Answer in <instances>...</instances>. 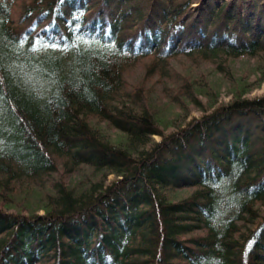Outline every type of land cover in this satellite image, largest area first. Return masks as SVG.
<instances>
[{
    "label": "trees",
    "instance_id": "1",
    "mask_svg": "<svg viewBox=\"0 0 264 264\" xmlns=\"http://www.w3.org/2000/svg\"><path fill=\"white\" fill-rule=\"evenodd\" d=\"M262 82L264 0H0V264H264Z\"/></svg>",
    "mask_w": 264,
    "mask_h": 264
},
{
    "label": "rangeland",
    "instance_id": "2",
    "mask_svg": "<svg viewBox=\"0 0 264 264\" xmlns=\"http://www.w3.org/2000/svg\"><path fill=\"white\" fill-rule=\"evenodd\" d=\"M260 60L259 59H249V60H244V59H240L238 60L236 63L233 64V70L235 72H237V74L242 73V71H245L247 69H249L254 63H258ZM188 61L186 60H174V62L172 63L174 68H179L181 65L186 64ZM195 71L194 73L196 75H200L201 77H203L204 79L213 81L215 80V86H216V90H219V99L218 101L221 103L227 102L229 96L227 95L226 92V84L222 81H220L219 77L216 76V78L213 77L212 73H211V69L209 68L208 65L204 64L200 67H194ZM143 76V70H142V66L141 65H137L136 67H134L133 69L129 70L126 74V81H127V85L129 86H143L142 84H140V80L142 79ZM177 78V77H174ZM147 81V82H146ZM146 82V83H145ZM143 83L145 84L146 88L143 86L144 89L149 90L152 93L153 96V102L151 103V107L154 105L157 108H160L161 113L167 117L168 119H172V126H177L180 124L181 121L186 122L187 120H189L192 117L197 118L198 116H200V112L197 111L196 109H194L193 107L188 106L187 108H185L184 110H180L178 109V106L173 105L170 101V104L168 102V100L170 99V94H171V90H174V86L176 88L177 84L174 83L173 81H171L170 83L166 84L163 86V84L161 82H156L155 79H148V80H143ZM264 95V82H262L260 84V86L257 89H254L253 91L250 92L249 95H247L249 98H253V97H259ZM202 102H204L205 100L202 99ZM206 103V102H205ZM169 104V105H168ZM183 114H185V118L182 116ZM172 126H167L162 129L163 133H167L168 131H170L172 129ZM154 141H158L159 138L158 137H153ZM52 177L46 178L44 181H51ZM108 179H110L108 177ZM186 192V191H185ZM184 191H180L179 194H183L185 195Z\"/></svg>",
    "mask_w": 264,
    "mask_h": 264
}]
</instances>
